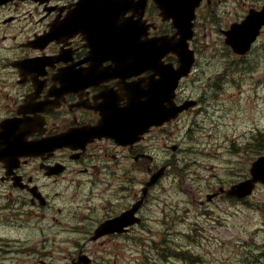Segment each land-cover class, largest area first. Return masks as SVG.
<instances>
[{
    "label": "flooded vegetation",
    "instance_id": "obj_1",
    "mask_svg": "<svg viewBox=\"0 0 264 264\" xmlns=\"http://www.w3.org/2000/svg\"><path fill=\"white\" fill-rule=\"evenodd\" d=\"M217 1L206 0L199 11H213ZM110 4L112 15L106 11ZM109 29L132 38L126 45L139 48L133 52L139 51L142 62L114 69ZM47 31L44 40L59 36L44 43L39 37ZM175 34L154 0H7L0 6V123L13 118L27 126L28 140L46 142L28 157H14L12 168L0 162V197L10 211L4 214L6 226L14 230L30 224L39 234L46 230L42 240L29 242L33 236L25 237L33 253L26 260H14L13 239L6 251L10 264H93L99 241L124 252L130 237L147 234L151 191L144 198L141 192L148 174L161 165L164 147H172L163 141L161 130L175 120L151 128L134 142L109 131L115 128V118L123 122L128 107L159 106L152 87L161 89L163 80H172L170 68H177L178 57L157 56L145 47L162 37L172 40ZM196 41L197 35L190 44ZM152 57L156 61L147 62ZM194 72L178 80L169 104L195 97L189 81ZM224 87L220 82L211 86L220 94ZM99 123L107 126L100 136L94 131ZM58 134L66 136L52 148ZM11 146L15 156L20 145ZM187 148L192 147L176 151ZM132 207L131 217L138 223L115 224L110 234L91 240L99 224Z\"/></svg>",
    "mask_w": 264,
    "mask_h": 264
},
{
    "label": "rangeland",
    "instance_id": "obj_2",
    "mask_svg": "<svg viewBox=\"0 0 264 264\" xmlns=\"http://www.w3.org/2000/svg\"><path fill=\"white\" fill-rule=\"evenodd\" d=\"M257 0H221L218 9L219 14H213L208 18L201 17L202 24L204 25V35L200 32L199 38L202 39L198 43V58L200 61L206 60L203 69L208 73L212 72L216 68L218 60H221L224 56L229 54L228 49L223 44V39L219 28L225 24H229L242 15L246 7L255 3ZM260 47L262 54L254 53L249 56V64L247 68L241 69L235 77L240 78V83L235 85L232 89H229L224 94L227 99L225 109L229 112L228 116L219 118L221 110L214 102L207 104L206 111L198 117V121L189 124L186 128L187 140L191 139L196 143V148H187L186 152H180L179 154L170 153V157H166L163 153V159L161 165L151 171H158L155 176L153 188H149V191L156 190V195L161 199L159 206L163 209L168 208L172 204L175 208L185 209L188 207L185 205L187 199L193 197L192 185H195V198H204L205 193L211 189V184L216 183L220 178L229 180L236 176L239 165L245 162V159L238 153L235 142H233L234 150L232 152L218 151V145L213 146V143L224 135L233 134L234 138L241 137L252 132L256 136L259 131L264 132V32L260 37L255 49ZM252 82V86L251 83ZM215 102H218V95L213 97ZM212 98V99H213ZM220 119L218 122L217 119ZM205 120L204 122L202 120ZM230 137V136H229ZM264 137V134H263ZM179 137H174L175 139ZM232 138V137H231ZM201 139L206 140V145ZM262 146H256L257 149L263 148L264 138ZM179 141V140H178ZM209 143L210 145H208ZM227 145L230 143L227 140ZM258 144V140H257ZM207 146L217 150L213 153L212 149L209 151ZM173 147V146H172ZM242 149V148H240ZM167 152V151H166ZM264 152V151H261ZM260 153V152H259ZM169 154V152H167ZM156 158V157H153ZM163 165L169 167V172H175L178 174L170 173L167 175L168 170L160 172L159 169ZM149 179V178H147ZM153 180V182L155 181ZM170 184H174L175 188H170ZM257 189L255 197L249 202V204H234L229 200L217 201L216 206L213 208L214 214L218 215V221H215L212 217L205 215L203 209H199L197 206L191 207V212L184 214H191L186 217L189 222L194 223L196 221L205 223L208 230L212 234L211 244L206 245L205 253L198 254L199 259L192 254L195 251L194 244H188L185 251L188 254V264H232L234 260L229 255L234 247L229 245L228 242L235 239V236L239 234L240 230H252L256 226L257 222L254 217L258 214H264L262 209L264 208V188ZM186 188L188 193L186 192ZM199 188V189H198ZM202 189L201 193L198 190ZM259 205L260 207H252L251 205ZM3 211L0 209V213ZM183 214V215H184ZM193 214H204L205 216L193 217ZM160 213L156 215L155 219L147 222L149 227L160 225ZM216 224V228H212L209 225ZM5 235L9 238V233L4 231ZM2 231L0 230V234ZM25 231H18L20 243L16 247L14 246V256L21 257L27 256L28 250L20 248L21 242L24 241ZM16 235V234H15ZM13 235V236H15ZM30 236H33L31 234ZM159 236L152 238H145L147 250L153 251L155 254L156 246H159ZM12 237L8 239L11 240ZM204 239V238H203ZM138 241L137 239L135 240ZM165 247L172 250L171 243L168 240L161 242ZM12 242L8 245L11 246ZM101 256V254H99ZM129 261V263H128ZM256 261L258 264H264V259L261 254L258 255ZM168 264L169 260L165 254L158 251L155 257L144 256L143 253L131 248L129 253H126L125 264Z\"/></svg>",
    "mask_w": 264,
    "mask_h": 264
},
{
    "label": "water",
    "instance_id": "obj_3",
    "mask_svg": "<svg viewBox=\"0 0 264 264\" xmlns=\"http://www.w3.org/2000/svg\"><path fill=\"white\" fill-rule=\"evenodd\" d=\"M177 1H178V9L181 10L184 8L185 10L178 11L173 16L176 19V23L179 25L180 28L189 31L190 36V29L192 26L191 20L194 17V9L199 4L200 0H160L159 3L161 7V11L164 12L166 10H172L173 5L177 8ZM171 14L170 12H168ZM264 24V5L262 10L257 11L254 9H250L248 15L246 16L245 20L239 24H232L228 31H225L226 34V42L232 46V48L239 52H245L251 42L256 38V35L259 32V28L261 25ZM191 59L192 54L190 53ZM264 160L263 157H258L253 163L250 168V172L253 174L254 179L259 178L264 179V162H261L259 165V161ZM249 181L247 183H250ZM243 184H237L236 188L241 187ZM245 188H248V184H246Z\"/></svg>",
    "mask_w": 264,
    "mask_h": 264
},
{
    "label": "bare ground",
    "instance_id": "obj_4",
    "mask_svg": "<svg viewBox=\"0 0 264 264\" xmlns=\"http://www.w3.org/2000/svg\"><path fill=\"white\" fill-rule=\"evenodd\" d=\"M253 133L252 132H250L249 133V135H252ZM176 137H179V139L177 138V139H175L176 141L175 142H173L172 140L173 139H170V140H167L166 142H165V144H171L174 148H175V150H177V148L178 147H182V148H186V147H188V146H191L193 149H195L196 148V143L195 142H193L191 139H189V140H187L186 138H187V133H186V129H183V130H181L178 134H177V136ZM179 140V141H178ZM19 145H20V147L21 148H25L26 146L24 145V144H22V143H19ZM169 148V147H168ZM168 148H166V147H164V149H163V153H165V156L166 157H170V153L169 154H167V152H168ZM167 151V152H166ZM186 152V151H185ZM175 153V152H174ZM180 152H178V151H176V154H179ZM183 153H184V151H183ZM160 170V172H163V170H168V173H167V175H169L170 173H174L175 175H177L178 174V172H177V168L176 169H171V170H175V172H169L170 170H169V167L166 165V166H162V168L161 169H159ZM157 173H158V171H156V172H153L152 174H151V172L149 173V175H148V183H147V188H148V190H149V188H153V187H155L154 186V183L157 181V179L155 180V176L157 175ZM153 180H155L154 182H153ZM170 188H175L176 186L174 185V184H170V186H169ZM17 230L18 231H25L26 232V234H24L25 236H30L31 234H33L34 235V237H36V238H38V239H40V240H42L44 237H46L44 234H46V230H45V232H44V234H39V233H37V230L32 226V225H30V224H27V225H25L24 227H19V228H17Z\"/></svg>",
    "mask_w": 264,
    "mask_h": 264
},
{
    "label": "snow or ice",
    "instance_id": "obj_5",
    "mask_svg": "<svg viewBox=\"0 0 264 264\" xmlns=\"http://www.w3.org/2000/svg\"><path fill=\"white\" fill-rule=\"evenodd\" d=\"M129 16H131V13L129 14ZM106 67H108V66H105V68H106ZM261 162H264V160L259 161V162H258L259 165L261 164Z\"/></svg>",
    "mask_w": 264,
    "mask_h": 264
},
{
    "label": "trees",
    "instance_id": "obj_6",
    "mask_svg": "<svg viewBox=\"0 0 264 264\" xmlns=\"http://www.w3.org/2000/svg\"><path fill=\"white\" fill-rule=\"evenodd\" d=\"M262 137H260L259 139H261Z\"/></svg>",
    "mask_w": 264,
    "mask_h": 264
}]
</instances>
